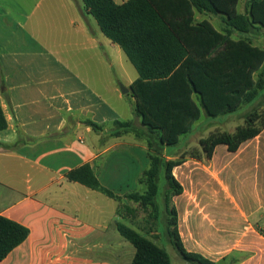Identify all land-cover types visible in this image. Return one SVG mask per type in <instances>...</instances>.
<instances>
[{
	"label": "crops",
	"instance_id": "1",
	"mask_svg": "<svg viewBox=\"0 0 264 264\" xmlns=\"http://www.w3.org/2000/svg\"><path fill=\"white\" fill-rule=\"evenodd\" d=\"M250 1L240 0L241 13ZM214 17L222 20L195 16ZM138 77L82 0H0V105L8 124L0 132V216L30 231L0 264L132 263L136 250L118 231L119 207L109 210L99 204L104 194L66 176L89 164L122 203L139 192L125 186L133 182L134 190L139 182L129 170L141 155L149 166L147 145L133 134L109 132L116 121L140 126L132 108L133 120L126 119L120 87L136 102L131 86ZM252 107L236 115L243 124ZM88 121L103 130L96 132ZM195 126L183 152L201 150L206 137L193 135ZM165 153L176 156L167 148ZM202 158H190L202 165L193 169L198 172L175 176L184 189L172 199L182 245L214 264H264V130L235 153L219 145L210 159Z\"/></svg>",
	"mask_w": 264,
	"mask_h": 264
},
{
	"label": "trees",
	"instance_id": "2",
	"mask_svg": "<svg viewBox=\"0 0 264 264\" xmlns=\"http://www.w3.org/2000/svg\"><path fill=\"white\" fill-rule=\"evenodd\" d=\"M82 1L104 35L120 46L139 75L131 89L140 126L116 121L109 131L114 137L133 134L148 149L150 163L139 180L145 192L127 194L125 199L149 210L157 223L166 219L171 243L185 261L214 264L188 252L181 243L172 199L184 191L174 170L185 162L186 155L168 159L165 150L177 146L181 136L192 132L202 118L200 107L208 116L219 117L236 113L241 107H256L264 98V49L250 39L264 29V0H251L244 14L239 11L240 0ZM197 13L220 15L221 29L208 19L197 21ZM87 124L96 132L103 130L92 121ZM7 126L0 105V132ZM263 130L264 105L254 108L234 132H213L202 139L201 150L193 151L190 157L200 159L198 153L210 159L219 145L235 153ZM18 145L16 142L13 146ZM66 177L122 203L120 196L101 185L89 164ZM123 209L120 205V215ZM118 231L136 250L131 264H172L170 253L147 235L122 222ZM29 234L25 226L0 216V262Z\"/></svg>",
	"mask_w": 264,
	"mask_h": 264
},
{
	"label": "rangeland",
	"instance_id": "3",
	"mask_svg": "<svg viewBox=\"0 0 264 264\" xmlns=\"http://www.w3.org/2000/svg\"><path fill=\"white\" fill-rule=\"evenodd\" d=\"M218 29H221V21L220 18L214 17L211 21ZM260 36V37H259ZM252 35L250 36V39L253 43V45L260 47L264 49V32H262V35ZM235 38H239L237 36H234ZM125 56V55H124ZM135 70V69H134ZM122 85V84H121ZM124 87V85H122ZM121 87V86H120ZM132 95L131 94H125L124 100H123V112L128 120H133L132 114L129 110V108H132V112L134 115V104ZM132 103V104H131ZM264 105V98L260 99L256 107H252L246 112V116L254 111V108H262ZM245 107H241L236 113L223 115L219 117H210L208 116L206 110L202 108V119L200 122H198L195 126V131L193 132V135H196L197 133H200L201 136L207 137L213 132H222L227 131L232 133L235 130L236 125H240L242 123V116L236 117L239 113H241ZM261 111V110H260ZM245 121V119H244ZM243 124V123H242ZM210 133V134H209ZM199 137H196V140ZM192 139V135H184L180 138L179 144L177 146L168 147L167 152L169 154L175 155L174 157H179L182 154L186 155V158H189V163L187 164V167H183L181 169H176L175 176H178L179 178H182V176H192L194 173L198 172V170H193L195 168H201L202 165H195L190 160V154L194 152L199 151L198 147H190L188 151L183 152L184 148L186 147V143L189 142V140ZM196 140L192 142L193 145H196ZM200 158H204L203 154L196 153ZM202 158V159H203ZM148 157H142L140 156V159H137L136 164L132 169L129 170V176H137L139 175L141 177L143 171L147 169L148 167ZM124 168L127 169V166H124ZM190 170H193L192 173L188 172ZM200 171V170H199ZM103 176V174H101ZM200 176V175H198ZM139 177V178H140ZM132 181V180H131ZM129 183L127 186H125V189L128 191V187H130L131 191H139L140 193L145 192V186L140 184L139 182L136 183V186L133 190V182L130 183V181H127L126 184ZM163 186V183H161V186ZM102 203L108 209L112 207H119L120 205L124 207L121 217H122V223L125 225L136 229L137 231L141 232L142 234H145L148 236L149 239H151L153 242H155L157 245L164 247L171 255L172 258V264H192L185 261L182 256L179 254V252L176 250V248L171 243L170 237L167 233V224L166 219L164 218L163 221H160L157 223V221L154 220V218L149 215V210H144L139 206V204L130 203L128 201L119 203L117 201H113L110 198L101 195V202L99 200V204ZM126 206H129V209H125ZM210 206L208 207V209ZM210 213L213 215L214 209L209 210ZM214 213H217L216 211ZM218 214V213H217ZM218 219V217H216ZM156 232L160 233V235H156ZM130 244V243H128ZM131 246V244H130ZM132 247V246H131ZM133 248V247H132Z\"/></svg>",
	"mask_w": 264,
	"mask_h": 264
},
{
	"label": "water",
	"instance_id": "4",
	"mask_svg": "<svg viewBox=\"0 0 264 264\" xmlns=\"http://www.w3.org/2000/svg\"><path fill=\"white\" fill-rule=\"evenodd\" d=\"M121 90H122V93L123 94H127L129 91L126 89V88H124L123 86H121Z\"/></svg>",
	"mask_w": 264,
	"mask_h": 264
}]
</instances>
